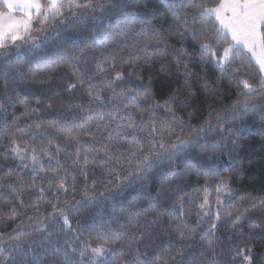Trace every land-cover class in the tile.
I'll list each match as a JSON object with an SVG mask.
<instances>
[{"label":"snow or ice","instance_id":"1","mask_svg":"<svg viewBox=\"0 0 264 264\" xmlns=\"http://www.w3.org/2000/svg\"><path fill=\"white\" fill-rule=\"evenodd\" d=\"M130 3L139 5L141 0H0V78L4 81L0 92V222L5 217L18 221L12 232L0 231V264H254L250 241L264 240V223L248 220L242 225L243 213L238 208L229 211L223 197L233 190L229 178L216 181L222 172L219 166H197L196 175L204 184L191 191L180 187L193 171L191 166L186 165L184 173L154 171L159 163L195 148L226 117L216 114L215 124L209 119L198 128L189 126L187 135H182L179 95L158 103L154 81L149 78L144 83L142 71L156 60V53L165 55L171 47L177 72L184 68L187 87L194 75L188 68L189 57L194 55L187 51L190 42L201 65H214L221 80L239 89L236 102L227 109L231 113L227 119L235 125L255 113L264 123V0H163L161 10L145 9L142 23L146 27L131 45L125 43L130 26L109 33L110 40L99 38L103 21L98 17L92 29L97 38L91 43L82 40L70 58L61 55L54 64L42 67L38 62L36 67L13 66V52L19 55L24 45L39 48L41 34L55 31L66 21L82 23L96 13L103 17ZM161 12L172 20L167 28L151 23ZM172 38L179 47L169 43ZM126 48L130 51L125 52ZM159 71L171 74L169 65L162 64ZM133 77L141 83H134ZM196 79L202 81L203 89L210 88L203 76ZM54 80L60 83H50ZM25 82L47 86L34 103L18 100L16 88ZM65 96L67 102L58 110L56 101ZM191 96L187 87L186 97ZM14 103H23L24 111L9 120V106ZM242 131V127L229 128L225 139ZM212 147L215 151L218 145ZM96 168L107 177L106 191L96 195L93 181L92 195L85 183L83 201L68 200L78 176L87 181ZM152 175L160 178L154 194L147 191ZM137 183L141 188L133 194L127 217H116L115 224L109 221L107 228L99 230L79 220L74 224L73 212L103 205L114 198V189L121 195ZM140 203L144 207L136 208ZM250 203L264 214V199ZM103 211L100 207L96 212L101 220ZM224 221L241 238L243 228H250L247 240L224 248L216 235ZM153 227L156 231H149Z\"/></svg>","mask_w":264,"mask_h":264},{"label":"trees","instance_id":"2","mask_svg":"<svg viewBox=\"0 0 264 264\" xmlns=\"http://www.w3.org/2000/svg\"><path fill=\"white\" fill-rule=\"evenodd\" d=\"M162 8L163 0H141L139 5L130 3L123 10L113 8L111 12H106L103 17H101L100 13H96L95 16L90 17L82 23L66 21L64 25H61L55 31H49L46 34L40 35L41 43L39 48L24 45L19 55L13 52V66L19 63L26 68L36 67L38 62L39 66L42 67L44 64H54L57 57L61 55H67L70 58L72 50L76 49L82 40H87L91 43L93 39L97 38L92 36V29L96 28L98 17L103 21L100 24L102 31L98 34L99 38L110 40L111 36L108 35L109 33L114 35L118 28L130 26L127 28L129 36L125 38V43L131 45L134 40L140 39L139 33L141 28L146 27L142 23L145 9L155 12ZM151 23L158 27L163 26L167 28L172 24V20L170 17L164 18L161 12L158 18L151 20ZM169 43L175 47H179V43L175 41V38H172ZM160 47L163 48V45ZM86 51L90 52L91 49H86ZM128 51H130V48L125 49V52ZM171 51L170 47L166 50L165 55L156 53V60L152 64L144 66L142 78L144 83L149 78L153 79V91L158 103H163L169 95H179L182 106L178 107L177 115L184 121V132L182 135H187L189 126L198 128L206 120L212 119L215 124L216 114H220L226 118L222 123H219L218 128L214 127L213 131L208 133L195 148L173 161L159 163L158 169L154 171L165 172L169 169H175L178 172L184 173L186 172V165L191 166L193 171L180 182V187L186 191H191L193 186L204 184V180L198 178L196 175L195 169L197 166H206L207 164H212L214 168L219 166L222 172L220 177H216V181L218 182L221 178L225 177L229 178V187L233 190L230 196L223 197L228 203L229 211L235 212L238 208L243 213L242 225L247 224L248 220H252L257 224L264 223V214L259 209H252L250 203V200L264 199V123H261L255 113H250L245 120L235 125L232 120L227 119L231 115L227 109L236 102L239 89L234 84H230L227 79L221 80L220 71L214 65H201L199 53L195 52L190 42L187 45V51L194 53V55L189 57L190 63L188 64V68L194 75L191 77L193 82L187 86L191 88L192 96L190 98L186 97L187 87L184 85V68L181 66L180 71L177 72ZM149 54H152V52ZM162 64L170 66V75L159 71ZM197 76H203L208 80L210 84L208 90L201 87L202 81L197 80ZM132 80L136 84L141 83L135 77ZM50 83H60V81L54 80ZM3 86L4 81L0 78V92H2ZM42 87L47 86L25 82L24 85L16 88L18 100H28L30 103H34ZM177 89H180V91L177 92ZM58 90L57 88L52 89V91ZM47 94L51 95V92ZM65 102H67L66 96L62 100H57V109L59 110L60 105ZM23 111V103L10 105L8 112L9 120L15 116H20ZM234 126L242 127L243 131L237 137L225 139L228 135V129ZM221 129H223V132L220 131ZM177 132L179 133V129H177ZM233 139L237 140V144L234 145L232 143ZM214 143L218 145L215 151H213L212 147ZM202 145H207V147H201ZM100 155L102 156L103 154L101 153ZM213 160L215 161L214 164L212 163ZM45 162L47 163V161ZM12 166L15 167V164ZM234 173L236 175H233ZM93 181H95L96 195L106 191V185L108 184L107 177L102 175L101 169L96 168L94 172H90L87 181L84 180V177L78 176L75 192L73 193L70 190L67 197L68 200L74 198L77 201H83L85 183L89 189L88 194L92 195ZM159 184V176L152 175L151 179L147 181V191L154 194ZM139 188H141V184L137 183L127 188L121 195H116L115 193L119 190L114 189V198L105 201L103 205L97 204L90 208L82 207L78 212H73L72 219L74 224L76 220H79L85 227L92 226L97 230L107 228L109 221L115 224L116 217H127L128 210L133 208V204L131 203L133 194ZM24 199L28 200L29 197L25 196ZM32 199L34 200L35 196ZM210 199L214 204L215 193L212 194ZM3 207L7 209L8 206L4 205ZM100 207L104 209L102 213L103 220L99 216H96V212ZM135 207L143 208L144 204L140 203ZM246 208L247 211L245 210ZM113 209H115V215L113 214ZM28 213L31 214V209L28 210ZM195 219L196 217L193 215L192 220L195 221ZM140 220L143 223L144 218L141 217ZM120 222L124 223L125 220L121 219ZM17 223L18 221H8L5 217V220L0 222V231H3L5 234L10 233L17 226ZM206 227L207 225H204L197 230V233L203 231V228ZM149 231L154 232L156 228H150ZM249 231L250 228H243V238H241L238 234L233 233L230 225L224 221L218 228L216 235L221 238L223 247L228 248L235 247L237 244H241L244 240H247ZM255 231L259 233L260 229H255ZM196 238H199L198 234ZM250 246L253 247L255 253L254 264H260L261 259L264 258V240L257 237L250 241ZM192 259H195V256Z\"/></svg>","mask_w":264,"mask_h":264},{"label":"rangeland","instance_id":"3","mask_svg":"<svg viewBox=\"0 0 264 264\" xmlns=\"http://www.w3.org/2000/svg\"><path fill=\"white\" fill-rule=\"evenodd\" d=\"M42 35V34H41Z\"/></svg>","mask_w":264,"mask_h":264}]
</instances>
